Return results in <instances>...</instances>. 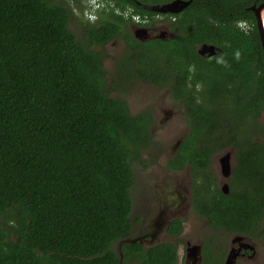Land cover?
Wrapping results in <instances>:
<instances>
[{"label":"trees","instance_id":"1","mask_svg":"<svg viewBox=\"0 0 264 264\" xmlns=\"http://www.w3.org/2000/svg\"><path fill=\"white\" fill-rule=\"evenodd\" d=\"M71 1L0 0V264H175L171 243H120L133 230L131 162L154 121L110 94L131 72L181 103L189 133L167 164L201 174L199 213L213 228L264 238V54L247 8L261 0H191L168 40L139 42L126 28L128 55L110 80L95 48L125 22L114 4L150 11ZM78 7L79 34L68 26ZM97 11L110 17L95 22ZM236 19L250 21L246 33ZM204 42L220 51L200 55ZM229 147L237 163L225 194L211 157Z\"/></svg>","mask_w":264,"mask_h":264},{"label":"flooded vegetation","instance_id":"2","mask_svg":"<svg viewBox=\"0 0 264 264\" xmlns=\"http://www.w3.org/2000/svg\"><path fill=\"white\" fill-rule=\"evenodd\" d=\"M82 1L85 2L87 0H80L81 3ZM171 1L173 0H133L134 3L138 4L142 8H144L142 4H167ZM262 1L264 0L258 2L254 1L253 4L258 5ZM189 3L183 6L178 11H155L144 8L147 11H150V13H142L140 11H137L133 7V5H127L125 8L120 9L118 5L114 4L113 1L111 4H114V12L117 15L123 17L125 22L122 24L121 29L118 31L116 36L110 39L104 45H107L108 43H111V41L116 39H121L125 44L124 37L126 35V28L133 38L135 37L133 36L131 29L138 34L140 39H135L139 42H146L150 40H168L169 38L174 36V33L171 30V25L176 24V20L185 11ZM250 6L247 7L249 10H251L249 8ZM106 12L107 11H97L95 16L96 20L94 21L100 22L105 18H109L110 16L106 15ZM251 12L255 21V14L252 10ZM85 17L86 16H84V13L82 12V15L79 17L78 21H76V24L80 25L81 23L82 25H85L86 23H84V20H87ZM71 19H69V21ZM245 20L246 19H236L234 21V24L235 27L239 29V31H243L246 33V29H248L250 25V23L248 22L250 21L246 20L248 21L246 22ZM243 23V26H238V24ZM141 29H145L144 34H140L138 32V30ZM95 49H99V47H96ZM219 49L220 48L218 47V51L216 53L220 51ZM214 54H203L202 56L211 57ZM175 101L178 104L180 112H182L180 101ZM152 114L154 116V123L156 121L157 113L153 111ZM261 116L263 115L261 114ZM262 120H264V118ZM262 120L260 117L259 121ZM183 122V127L178 131L172 143L160 153L161 156H166L162 165H160L161 168L158 169L157 165H155L156 171H159L160 174H157V176L159 177L157 178L159 185L157 189L154 190V192L152 191L153 193L151 192L150 196L147 199L148 201L146 202L147 209L151 211L144 213L143 215H139L138 219L142 220L140 221V224L138 223L139 230L135 232L136 230L133 229L129 236L139 237V239L141 240L140 243H142V245L145 247L162 242L171 243L175 246V264H264V252L259 251V249L257 248L258 245L254 240H261L262 243H264V239H257L248 235L229 232L224 229L223 226L221 227V229L213 228L210 225L207 216L205 217L201 213H199V209H202L198 205L199 198H202L204 196L201 193L202 191H198V189L195 188L196 186L200 185V182L195 181V178H199L200 175L194 176L191 170V166L188 163H186L182 168H172L167 164L169 159H171L176 154L181 141H183V139L189 133L188 124L185 123V120H183ZM152 125L150 126V133ZM151 145L152 142L148 145V147L141 149V153L144 152L147 148L151 147ZM226 150L231 151L230 163L231 167L233 168V166L237 163V157L234 156L232 147L213 154L211 157L212 164H214L213 157L217 156L218 159V155L224 153ZM181 171H186V173L184 175H180L179 172ZM216 179L217 186L220 187L222 179L217 178V176ZM229 179L230 177L228 178V182ZM152 184L154 185V183ZM155 214H158L155 216L157 219H150L147 222V225L143 224V220L145 218H150L151 215ZM191 217L198 220L202 219L203 221L202 229H200V227L197 229V231L192 232V234L185 227V221ZM175 220L179 221L180 227L174 232L169 231L170 223L174 222ZM203 227L208 229L206 230L205 234H201V230H203ZM185 232L189 237L184 238ZM221 234L223 235L222 238Z\"/></svg>","mask_w":264,"mask_h":264},{"label":"rangeland","instance_id":"3","mask_svg":"<svg viewBox=\"0 0 264 264\" xmlns=\"http://www.w3.org/2000/svg\"><path fill=\"white\" fill-rule=\"evenodd\" d=\"M60 3L65 0H58ZM71 5V0H67ZM82 3H85L82 1ZM74 18L69 21V28L79 34L78 26L76 21L82 15L81 8H74ZM100 49V54L103 56V65L107 72V77L110 78L116 75V68L121 63L124 55H128V51L125 48L124 42L121 39H116L108 43L107 45L102 46ZM132 70V69H131ZM114 78L111 80L112 84L115 85ZM131 82L128 85H123L122 88L116 87L115 90H111L110 94L116 98H123L126 100L130 111L135 114L145 107L149 108L157 113L156 121L151 127V138L152 145L147 148L144 152L140 154L141 160L131 162L132 169L134 171V185L131 189V199H132V210L130 213V220L132 223L133 229L137 232L139 230V225L142 221L138 219L139 215L150 212L151 210L147 209V199L150 196L151 192L157 189L159 183L157 174H160L159 171H156L155 165L157 168H161L163 161L165 160V155L161 156V152L167 148L173 141L174 137L177 135L178 131L184 125V117L178 104L173 100L168 91L160 87H155L143 80L134 78L133 72L130 76ZM110 82V81H109ZM261 120L264 116H261ZM259 117V119H260ZM159 120V121H158ZM264 121V120H262ZM154 142V143H153ZM212 164V173H214L217 178H221L219 172V166L217 162V156L213 157ZM192 170V169H191ZM156 172V174H155ZM186 171L179 172L180 175H184ZM201 175V174H200ZM154 183V185L152 184ZM198 185V184H197ZM152 192V193H153ZM155 215H151L150 218H145L143 224L147 225V222L150 219H157ZM162 215V214H161ZM147 216V215H146ZM264 224V222H263ZM203 221L202 219L198 220L193 217L185 221V227L190 233L197 231L198 228L202 229ZM206 228L203 227L201 234L206 233ZM199 234V235H201ZM227 236V235H226ZM189 237L185 232L184 238ZM223 235L221 234V238ZM264 239V238H263ZM257 248L259 251L264 252V243L261 240H256Z\"/></svg>","mask_w":264,"mask_h":264},{"label":"water","instance_id":"4","mask_svg":"<svg viewBox=\"0 0 264 264\" xmlns=\"http://www.w3.org/2000/svg\"><path fill=\"white\" fill-rule=\"evenodd\" d=\"M190 2V0H173L167 4H156V5H151V4H142V6L146 9L149 10H155V11H178L180 10L183 6L187 5ZM176 6V7H175ZM255 14V22H256V27H257V32L259 36V41L263 50L264 54V1L259 3L258 5H251L249 7ZM131 32L135 38L140 39L138 34L131 29ZM140 34L145 33V29L138 30ZM218 51V48L210 43H202L198 46L197 52L200 55L203 54H208L212 55ZM230 155L231 151L226 150L224 153L218 155V166H219V172L221 175V185H220V190L223 193H228L229 190V185H228V178L231 175V163H230ZM134 243V242H141L139 237L137 236H128L126 238H122L120 240V243ZM119 258L121 257V254L118 253ZM229 261V258H228ZM229 263V262H227Z\"/></svg>","mask_w":264,"mask_h":264},{"label":"clouds","instance_id":"5","mask_svg":"<svg viewBox=\"0 0 264 264\" xmlns=\"http://www.w3.org/2000/svg\"><path fill=\"white\" fill-rule=\"evenodd\" d=\"M89 3L90 8L93 10V8H99L101 7V5L98 3V0H92V1H85ZM91 18H93V16H90ZM243 24H238V26H243ZM217 47V46H216ZM218 48V47H217Z\"/></svg>","mask_w":264,"mask_h":264}]
</instances>
